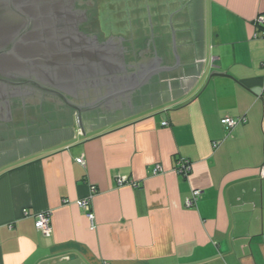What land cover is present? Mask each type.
<instances>
[{"label": "crops", "instance_id": "0c3cea01", "mask_svg": "<svg viewBox=\"0 0 264 264\" xmlns=\"http://www.w3.org/2000/svg\"><path fill=\"white\" fill-rule=\"evenodd\" d=\"M136 5L135 39L173 66L172 28L180 64L122 118L82 115L84 135L71 115L0 133V264H264V0Z\"/></svg>", "mask_w": 264, "mask_h": 264}, {"label": "flooded vegetation", "instance_id": "af4514ba", "mask_svg": "<svg viewBox=\"0 0 264 264\" xmlns=\"http://www.w3.org/2000/svg\"><path fill=\"white\" fill-rule=\"evenodd\" d=\"M100 1L76 0L72 12L77 13V33L88 39L92 51L97 49L95 46H103L102 54L108 56L99 57L101 55L97 52L98 63L87 66L84 70L82 68L79 76L73 69L66 68V71H71L69 75L73 81L66 82L67 85L72 84V88L71 94L64 92V96L80 106L99 104L83 115L99 114L116 119L134 111L136 103L145 100L148 91L162 76L167 75V71L162 68L167 67L169 59L160 56L163 51L155 40L150 39L142 45L135 39L136 34H130L128 37L117 32L105 33L99 25ZM59 51L55 52L56 58L61 56ZM62 70L64 69L60 67L51 69L49 71L52 74L51 78L60 76ZM144 77H147L145 81ZM44 78L48 79L47 76ZM140 82L142 84L138 89L125 93L126 89L136 87ZM2 86L0 87V133L2 134L10 136L21 126L26 128L23 122H26L28 117L51 120L68 118L75 114L51 91L6 83ZM19 118L24 120L21 121ZM33 126L40 130L42 122L35 120Z\"/></svg>", "mask_w": 264, "mask_h": 264}, {"label": "water", "instance_id": "95a60500", "mask_svg": "<svg viewBox=\"0 0 264 264\" xmlns=\"http://www.w3.org/2000/svg\"><path fill=\"white\" fill-rule=\"evenodd\" d=\"M75 2L76 0H0V87L6 83L51 91L75 112L77 126L84 135L82 115L99 104L80 106L64 96V92L70 95L72 88V84H66L68 80H72L69 75L71 71H66V68L80 74L82 68L84 70L87 66L98 63L97 52L101 55L99 57H103L104 47L98 45L92 51L88 39L77 33V13L72 12ZM171 35L175 62L173 66L162 68L164 71L173 70L180 64L172 28ZM150 39L153 41L152 33L150 38H145L140 43L144 45ZM57 50H60L61 56L56 58ZM56 67L64 70L60 72V76L51 78L49 71ZM211 77L229 76L214 72L209 78ZM141 84L142 82L126 89L125 93L138 89Z\"/></svg>", "mask_w": 264, "mask_h": 264}, {"label": "built area", "instance_id": "2783aa9c", "mask_svg": "<svg viewBox=\"0 0 264 264\" xmlns=\"http://www.w3.org/2000/svg\"><path fill=\"white\" fill-rule=\"evenodd\" d=\"M255 26L258 29L260 37L264 40V16H259L255 20ZM263 102H264V94H263ZM244 119H231V118H222L220 120L221 126L225 130H231L233 129L238 123L244 122ZM163 126L166 125V123H162ZM76 163L80 165H84V162L82 158H78L75 160ZM191 169V164L188 160L186 159H179L177 160L176 166L174 167V172L178 175L182 176H188L189 172ZM162 169L160 166L156 165L153 168V174H157L161 172ZM117 185L122 186V185H129L131 187H136L134 183H130L126 181L124 178H118L117 179ZM200 195V191L194 190L191 193L190 198L186 200V207L190 208L195 205V202L197 201L198 197ZM79 207L81 209L86 210V217L91 221L92 220V214L88 211L89 209V201L83 200L79 203ZM34 227L37 231L43 233V234H49L50 232V214L48 212H39L35 215V222H34Z\"/></svg>", "mask_w": 264, "mask_h": 264}, {"label": "rangeland", "instance_id": "374dc122", "mask_svg": "<svg viewBox=\"0 0 264 264\" xmlns=\"http://www.w3.org/2000/svg\"><path fill=\"white\" fill-rule=\"evenodd\" d=\"M136 6V0H101L98 6L100 27L105 33L135 34L136 27L141 26Z\"/></svg>", "mask_w": 264, "mask_h": 264}, {"label": "trees", "instance_id": "16d2710c", "mask_svg": "<svg viewBox=\"0 0 264 264\" xmlns=\"http://www.w3.org/2000/svg\"><path fill=\"white\" fill-rule=\"evenodd\" d=\"M129 18L131 19V15L129 14Z\"/></svg>", "mask_w": 264, "mask_h": 264}]
</instances>
